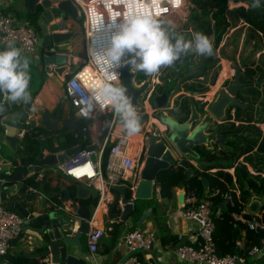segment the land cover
Instances as JSON below:
<instances>
[{"label":"built area","instance_id":"obj_1","mask_svg":"<svg viewBox=\"0 0 264 264\" xmlns=\"http://www.w3.org/2000/svg\"><path fill=\"white\" fill-rule=\"evenodd\" d=\"M75 1L78 2L82 13L85 31V53L80 65L64 79V99L70 104L73 116L79 120H90V125L103 124L104 113L110 112L112 118L105 139L112 145L104 172L101 161L92 158L94 150L86 148H82L70 159L57 163L55 166L65 175L76 181L85 182L88 186H93L97 191V202L92 208L88 221L89 231L86 235L88 251L91 253L88 260L91 264H95L93 253L97 251L99 241L105 235L107 229L108 231L111 230V227L105 228L97 224L98 210L100 208L107 210L113 204L112 190L115 186H125L130 192V199L127 202L134 201L139 173L146 157L145 145L147 144V139L149 136H154L156 141H167V127L164 124L162 125L155 117L154 119L159 125L151 122V113L156 110V108L151 107L153 92L155 87L161 84L159 72L158 74L146 76L139 81L141 83L146 79L148 80V87L140 98L142 109L140 111L147 115V123L142 138V145L140 148L135 147V150H133L130 147L131 142L127 136L121 135L115 128L113 129L115 122L120 116L115 112L111 102L104 99L100 94V84L105 74L97 69L95 63L91 62V53L102 54L110 46L111 37L118 30L119 20L127 19L129 15L151 14L158 19H167L176 15L182 18L183 22H186L190 11V2L189 0ZM235 5H229V7L232 8ZM113 21H117V23L113 24ZM37 46L38 33L33 25L27 22L14 21L11 16L0 11V50L15 47L19 49L20 54L29 55L37 50ZM217 56L219 57L218 53ZM121 68L116 69L119 73L118 78L109 82L114 85L120 83ZM73 81H76L78 88L73 87ZM213 95V89L210 88L203 94L193 95V97L204 103V111H207ZM0 102L11 103L6 95L0 98ZM41 102L42 100L39 97L32 99L31 113L27 118L28 122L35 119L38 112L37 106L40 105L41 108ZM169 105L172 107V104ZM171 107L169 106V108ZM233 112L234 110H231V114ZM23 136L24 132L22 130L19 133V137ZM3 180L0 177V181ZM42 180L43 175L40 173L34 174L33 181L39 183ZM29 189L32 192L40 191L39 188L33 186H30ZM183 193L184 199L179 216L183 221L193 225L196 235L191 236L192 239L189 242L185 241L182 234L177 235L178 241L173 248L177 258L188 264H245L248 258L264 254L262 251L264 248V236L259 240L258 244L247 251L246 255L237 253L218 254L214 240V219L219 216L220 209L216 211L212 209L208 191H205L203 196L193 190L184 191L183 189ZM153 197L157 202L163 201L159 187L155 185V182H153ZM223 199L232 208L231 216L234 221L246 223L249 229L256 230L261 228L264 230L261 215L259 212L251 213L247 210L242 202L240 189L235 183L223 193ZM52 204L58 211L69 216L74 215L71 203ZM118 204L121 215L124 206L121 199H118ZM247 213H250L252 217L246 218L245 214ZM24 220L25 218L17 211L6 209L0 205V256L4 257L7 255L11 241L19 235ZM122 239L126 247V254L120 264H143L150 257L154 246L162 244L156 232L149 228L142 229L137 227L127 230L122 235ZM164 245L167 246L168 244ZM260 264H264V260Z\"/></svg>","mask_w":264,"mask_h":264},{"label":"water","instance_id":"obj_2","mask_svg":"<svg viewBox=\"0 0 264 264\" xmlns=\"http://www.w3.org/2000/svg\"><path fill=\"white\" fill-rule=\"evenodd\" d=\"M51 1L17 0L19 3L26 2L31 13H34L35 9L39 13H42L43 9H52ZM48 12L42 14V16H46ZM5 49L7 48H3L2 50ZM45 58L47 65L45 69L47 70L49 69L48 64L53 63L54 57L47 56ZM217 75L218 72L215 71L212 84H215ZM263 79L264 71L261 72L256 81L260 82ZM30 85L31 83L29 82V87ZM244 85L245 83L241 81L240 67L237 65L234 70L233 80L224 89L216 93L212 102L208 105L207 111L201 112L197 110L194 101L190 100V113L183 122L179 121L169 112L171 95L174 92L162 93L161 95H157V92H154L153 101L156 106L154 116L162 124L166 125L167 141H156L154 136L148 137L147 144L145 145L146 157L139 173L133 202H127V189L125 186L117 187V190L121 193V202L124 204L119 217L121 221H126L137 212L136 200L148 201L153 199V182L156 181L160 170L176 165L185 169L186 177H189L193 172L189 158L198 161L200 164L209 165V163L202 160L200 153L195 147L203 146L206 149L212 150L215 144L222 147L225 146V141L229 137L219 133L220 121L227 119V112L230 107L245 109L246 104L241 103L236 98L238 89ZM115 86L126 90V95L130 98L134 109L141 108L140 98L148 87L147 79L139 83L136 80V71H130L128 67H122L120 83ZM197 94L196 92L194 93V95ZM21 103L9 104L7 102H0V116H6L0 125V177L4 179L0 181V205L11 197L16 196L19 192L28 190L30 186L39 188L40 182L37 183L32 179L31 183L26 184L25 181L33 178L34 174L40 173L45 167H51L68 160L69 157H72L81 150L82 143L78 146L67 148L58 154H43L44 146L42 144L34 156V160L22 168H16V165L12 167V159L9 160L3 155L5 147H10L13 153L16 145L19 143V139L28 135L30 137L34 135L35 137L41 130L54 132L57 130L73 129L76 132L77 140L81 142L84 138L89 139L92 136L90 120H79L72 113H70L67 122L60 125L57 113L46 108L40 112L38 122L35 119L28 122L27 118L31 113L30 107H32V94L30 93V99L22 106L21 110H16ZM33 107L35 108V106ZM104 117L105 123L100 131L99 144L104 142L112 114L107 111ZM10 122L18 124L17 127L15 125L13 127L18 128L20 131L23 130V137L19 138L18 136L9 134L7 128L8 126H12ZM146 123L147 119L140 124L141 132H144ZM40 136L44 139L42 134ZM19 149L23 153L25 151L24 145H19ZM91 149H95V146ZM204 181L206 182V179ZM90 194L92 195V199L97 197V191L94 188L86 189L79 185L76 187L74 193L68 189L65 190L63 201L71 203L74 213L72 216L52 209L47 205H42L39 202L41 191L24 195V198L36 200V203L34 201L27 208L20 205L19 201L21 199L16 202L9 201L1 206L9 209L13 208L25 218L21 228L33 233L30 236V240L34 241L38 249L36 253L28 255L31 258H35L37 264H91L85 255L86 241L84 242V240L89 231L88 221L91 216L92 207L91 205L78 204V201L88 198ZM177 196L179 204L182 205L184 199L183 191H180ZM263 204L264 196L261 198L254 197L249 202L247 209L251 213H255L261 210ZM221 205L224 206L225 201H222ZM149 215V209L143 210L140 219L135 224L137 226L141 225ZM256 231L261 239L264 236V230L257 228ZM19 235H22V231H20ZM262 251L264 252V248ZM236 252H239V248H237Z\"/></svg>","mask_w":264,"mask_h":264},{"label":"trees","instance_id":"obj_3","mask_svg":"<svg viewBox=\"0 0 264 264\" xmlns=\"http://www.w3.org/2000/svg\"><path fill=\"white\" fill-rule=\"evenodd\" d=\"M234 1L238 5L230 8L228 0H189L190 13L186 22L179 28H174V34L183 36L186 40L191 39L193 33L201 32L208 36L213 44V54L211 56H202L190 52L188 55L182 56L174 65L162 67L160 70L162 84L157 85L154 91L161 93L166 88L167 83L174 81L175 93L180 92L174 98L169 112L181 122L185 121L190 113L191 99L194 101L196 108L204 112V103L193 97V93L203 94L207 91L208 86L211 84L209 73L216 63L215 50L236 22L246 24L247 37L260 41L264 47V0H260L259 7L252 6L254 0ZM28 23L32 24L30 17H28ZM163 23L165 27L173 28L164 21ZM263 71L264 63L242 64L240 75L241 81L245 85L238 89L236 98L241 103L246 104V107L245 109L230 107L227 112V120L220 124L219 133L228 136L229 139L225 141L224 147L220 146V148L212 150L203 146L195 147L201 158L209 165L202 166L201 170L193 168V173L189 177H186V171L182 167L170 166L160 170L155 181L163 201L173 197L175 187H181L184 191L193 190L200 196H203L205 189H207L210 193L209 200L212 209L214 211L220 209L221 211L219 216L214 219V240L218 254L237 253L246 255L247 251L258 244L260 240L256 230L249 229L246 223L234 221L231 216L232 208L229 204L222 207L221 202L223 201V193L233 185L231 174L225 170L230 168H233L243 204L248 202L251 197L264 196V130L262 131L256 125L264 123V80L256 81ZM146 76L143 72L136 71L137 81H141ZM186 93H189V95ZM151 103L156 107L153 99ZM231 110H234L233 114H231ZM137 115L140 123L147 118V115L143 113ZM119 123H121V120H119ZM238 136L241 138H238ZM21 144L25 148L23 153L19 149ZM42 144L41 140L30 137V135L21 138L13 151V156H11L16 168H22L30 164ZM111 145L112 143L108 142L102 152L101 166L103 172L105 171ZM28 151L29 153H27ZM240 157H243V161H239ZM247 164L253 172L249 170ZM212 168L217 170L214 173L206 171ZM32 179H27L26 184L31 183ZM126 196L130 199L129 190H127ZM158 205L149 203L148 207H151V215H153V219L159 228V239L162 244L170 242L176 244L178 241L177 234L168 232ZM112 208L111 215H117L120 211L118 196L115 197ZM245 217L251 218L252 215L247 213ZM237 248H239V252H236ZM36 262L35 260L34 263ZM143 264L147 263L143 262Z\"/></svg>","mask_w":264,"mask_h":264},{"label":"crops","instance_id":"obj_4","mask_svg":"<svg viewBox=\"0 0 264 264\" xmlns=\"http://www.w3.org/2000/svg\"><path fill=\"white\" fill-rule=\"evenodd\" d=\"M51 2L53 7L52 9H46V10L43 9L41 11L42 13L37 12L35 9V12L31 13L26 2L19 3L17 2V0H0V11L10 15L14 21L28 23V17L31 18L32 24L31 23L29 24L33 25L37 30L38 46H37V50L32 54L29 55L21 54V59L22 60L27 59L29 61V75H30V83H31L29 87V93L32 94V99L39 97L42 100L41 108L40 105L37 106L38 112L36 113L35 120L36 122H38L40 112L47 108L57 113L61 125L67 122L70 113H72V108L70 104L67 102L66 99H64V79L72 71H74L75 68H77L80 65L84 57L85 51L83 50V46L80 45V43L83 42L82 30L84 29V26L82 28V24H83L82 14L77 1L52 0ZM46 12H48L47 15L42 16V14ZM246 30H247V25L238 21L233 27H231L228 30V32L223 37V40L215 50V52H217L219 55L218 63L222 65L221 69H223L224 62L227 64L225 66L226 68H228V72L231 69L230 66H233V68H235L237 64L241 67V64L245 62L247 63L255 62L258 64L264 63V57L260 56L263 53L264 47L258 45L257 50L253 51V45H257L260 43H255V41L252 40V38L247 37ZM237 32H239L240 35L237 37V39H234L233 41V36ZM229 49H231V51ZM250 55L251 58L249 59ZM47 56H53L54 61L53 63L48 64L49 69L46 70L45 68L47 65H46L45 57ZM74 60L78 62V65L75 66V68L73 69ZM228 72H225L224 76L227 75ZM169 85L173 86L174 81H170L169 83H167L166 88L170 87ZM165 89L163 92L161 93L158 92L157 94L161 95L162 93H168L165 92ZM171 92L174 93L171 95L170 104H172V101L175 98L174 96L177 95L180 91L175 93V91L171 90L170 93ZM186 94L189 95V93ZM10 104H12V102ZM24 104L25 102H22L16 110H21ZM169 106L171 107V105ZM4 118L5 116H0V125L4 121ZM151 119L156 121L154 117H151ZM226 120L227 119L220 121V124L224 123ZM143 122L144 120L140 124H142ZM104 123H105V117H104ZM104 123L101 125L100 124L90 125V129L92 130V136L89 139L84 138L82 142L77 140L76 132L73 129H67L64 131L57 130L52 133L49 132L50 134L48 135L45 134V131L41 130L37 135H35V137L34 135L32 136L42 141L44 146L43 154H49V153L58 154L60 152H63L67 148L78 146L79 144L82 143L81 144L82 148L95 146V149H93L94 150L93 155H96V159L94 160L101 161L103 148L109 142V141L107 142L106 139H104V142L102 144L98 143L100 137V131ZM10 124L12 126H8L7 128L9 134H13L19 137L20 130L18 128L13 127L14 125L17 127L18 124H16V122H10ZM263 124L264 123L256 124V125L260 127V129L263 131L264 130ZM119 125L115 124L113 129L114 128L116 129L117 127L118 129H120L121 127V129L118 130V132L121 133V135H124L123 134L124 132L122 133L124 127L122 124ZM144 132L139 131L138 133L132 135L137 141V145L135 147L140 148V146L142 145L143 143L142 138ZM40 134L44 136V139L41 138ZM135 135L141 137L140 141L138 140L139 137H136ZM53 136H56L58 138V141L55 143H49L48 140H50V138ZM125 136H128V134H126ZM130 139H131L130 142H132L133 139L132 138ZM20 141L21 139L18 140V142ZM215 146L216 147H214V149L220 148L221 145L215 144ZM11 150L12 149L10 147H5L3 151L4 157L9 160H11V154H13ZM27 153H29V151ZM99 154L101 155L99 156ZM70 158L71 157H69V159ZM189 161L191 163L192 169L197 168L201 170L202 166H208V165H203L202 163L200 164L198 161L190 158ZM239 161H243V157H240ZM15 165L16 164L13 162L12 167H14ZM247 166L249 170L253 172V170L248 164ZM216 170H217L216 168H212L206 171L209 173H214ZM225 170L231 174L233 184L235 183L237 185L235 181L233 168L225 169ZM40 174L43 175V180L39 183L40 184L39 190L41 191L39 202L42 205H47L48 207H51L52 209L55 210L57 209L55 207L53 208L51 202L59 205L64 204L63 197L65 195L66 189L74 193L76 187L79 185L86 189L94 188L93 186H88L87 183L85 182L76 181L71 177L65 175L56 166L45 167L40 172ZM117 187L119 186L113 187L112 190V196L114 200L116 196H118V199H121V193L119 192V190H117ZM180 191H183V188L175 187L174 195L171 199L162 202H157L156 199L153 197V200L150 202V204L151 203L157 205L159 204L158 208L160 210V215L162 216L165 226L169 233L177 234V235L182 234L185 238V241L189 242L192 239L191 236L196 235V233L194 231L193 225L183 221L179 216L181 205L179 204L177 195ZM205 191H207V189H205ZM29 193H34V192H32L28 188V190L19 192L16 196H13L7 201L1 203V205H5L9 201L16 202L21 199V201H19L20 205L22 207L27 208L34 201L36 203V200H30L24 198V195ZM252 198L254 197H251V199L245 203L246 208L249 202L252 200ZM257 198H261V197H257ZM223 201L225 200L223 199ZM96 202H97V197L95 199H92V195L90 194L88 195V198L78 201V204L91 205V207L93 208ZM113 204H111L107 210H105L104 208H100L97 212V218H98L97 224L105 228L111 227V230L108 231L107 229V232L99 241L97 251L93 253L95 257V264H120V262L123 260L126 254V247L124 245L122 235L127 230L132 229L133 227L136 228L141 227L142 229L144 228L152 229L156 232L158 237H160L157 223L153 219V215H151V207H148L149 201H142L141 210L135 212L130 218H128L124 222L121 221L119 218H117V216L120 215V211L117 215H111V209H113L112 208ZM227 205L228 203L225 202V205L222 207H226ZM263 205L261 210L258 211L259 214L261 215L262 221L264 214ZM145 209H149L150 215L146 217V219L142 222L141 225L137 226L135 223L140 219V216L142 215V212ZM12 210L14 209L12 208ZM21 231H22V235L17 236L14 240L11 241V246L7 255L4 257L0 256V264H37L34 263L36 259L31 258L28 255V254H34L38 251L36 245L34 244V241L30 240V236H32L33 233L27 229L22 230V228ZM85 241H86V237L84 242ZM167 244H168L167 246H165L164 244L155 245L153 250L151 251L150 257L147 258L146 261L144 262H146L147 264H188L186 262L181 261L179 258L175 256L173 252L175 243L170 242ZM85 245H86L85 255L88 258H90L91 253L88 251L89 248L87 247V241ZM263 260H264V254L262 255L259 254L256 255L254 258H248L245 264H260L263 262Z\"/></svg>","mask_w":264,"mask_h":264},{"label":"clouds","instance_id":"obj_5","mask_svg":"<svg viewBox=\"0 0 264 264\" xmlns=\"http://www.w3.org/2000/svg\"><path fill=\"white\" fill-rule=\"evenodd\" d=\"M252 6L259 7L260 0H254ZM162 20L165 19L151 14L129 15L127 19L119 20L118 30L104 53H91V62L105 74L100 94L111 102L128 135L138 133L141 125L126 90L109 82L118 78L117 68L128 67L130 71L151 76L158 74L162 67L174 65L190 52L202 56L213 54V44L208 36L195 32L186 40L175 35L174 28L165 27ZM29 82V61L21 59L19 49L0 50V96L6 95L12 103H26L30 99ZM72 85L79 87L76 81Z\"/></svg>","mask_w":264,"mask_h":264},{"label":"rangeland","instance_id":"obj_6","mask_svg":"<svg viewBox=\"0 0 264 264\" xmlns=\"http://www.w3.org/2000/svg\"><path fill=\"white\" fill-rule=\"evenodd\" d=\"M228 3H229V5H234V4H236L237 5V3L233 0V1H230L229 2V0H228ZM235 5V6H236ZM235 6H232V7H235ZM189 13H190V11H189ZM82 14V13H81ZM189 15V14H188ZM82 21H83V19H82ZM165 23H167V24H169L171 27H173V28H179L180 26H182L184 23H185V21L183 22L182 21V18H180V17H178V16H176V15H174V16H172V17H170V18H167V19H165V20H163ZM82 28H83V24H82ZM241 30V29H240ZM82 33H83V36H82V41L83 42H81L80 43V45L81 46H83V50L85 51V31H84V29L82 30ZM246 34H248V30H246ZM240 34H239V32H237V33H235V35L233 36V41H234V39H237V37L239 36ZM252 40H254L255 41V43H260V44H257V45H253V51H256L257 50V47H258V45L259 46H261V47H263L262 46V43L260 42V41H258V40H255V39H252ZM79 45V46H80ZM230 51H231V49H229ZM229 52V51H228ZM215 55H216V63H215V66H214V68H213V70L209 73V77H210V85L208 86V89H207V91L208 90H210V88L211 89H213V98H214V96L216 95V93L219 91V90H222V89H224L227 85H229V83L233 80V78H234V70H235V68H233V66H230L231 67V69H230V71L228 72V68H226V66L225 65H227L225 62H224V64H223V69H221L222 68V65L221 64H219L218 63V60H219V58H218V56H217V52H215ZM71 56H72V53H71ZM260 56H263L264 57V53H262ZM251 58V55L249 56V59ZM241 63H242V61H241ZM245 63H247V62H245ZM243 64V63H242ZM242 64H241V66H242ZM248 64V63H247ZM78 65V62H76L75 60L73 61V69L75 68V66H77ZM238 65V64H237ZM240 67V66H239ZM241 68V67H240ZM232 70V71H231ZM215 71L216 72H218V75H217V78H216V81H215V84H212V77H213V75H214V73H215ZM220 72H221V75H220ZM225 72H228V74L227 75H225L224 76V73ZM219 75H220V78H219ZM224 76V77H223ZM218 78H219V80H218ZM227 80H229V82H227ZM264 80V79H263ZM225 84H227V85H225ZM175 89H176V87H173V90L175 91ZM213 98H212V100H213ZM212 102V101H211ZM151 107L152 108H154V106L152 105V103H151ZM140 110H142L141 108L140 109H137L136 110V112H137V114L138 113H141V111ZM155 111L156 110H154L152 113H151V116L152 117H155L154 116V113H155ZM146 115V114H145ZM119 120L120 119H118L116 122H115V124H122V123H119ZM151 122H155V123H157L158 124V122L157 121H154V120H151ZM160 122V121H159ZM159 125V124H158ZM120 126V125H119ZM160 127H162V126H160ZM120 129H121V127H120ZM120 129H118V127L116 128V131L118 132V130H120ZM124 132V133H123ZM52 133V132H51ZM122 133L124 134V135H126L127 134V132H126V130L123 128V130H122ZM45 134L46 135H48V134H50L49 132H45ZM136 136V135H135ZM129 137L130 138H132L133 140H132V142H131V145H130V147H132L133 148V150H135V146L137 145V141H136V139L132 136V135H129ZM136 137H139V141H140V136H136ZM129 138V139H130ZM131 140V139H130ZM58 141V138L56 137V136H53V137H51L50 138V140H48V142L49 143H55V142H57ZM134 145V146H133ZM132 150V151H133ZM93 159H96V155H93V157H92ZM153 200V199H152ZM152 200H148L149 201V203L152 201ZM135 203H136V205H137V211H140L141 210V208H142V200H136L135 201ZM155 251H157V250H155Z\"/></svg>","mask_w":264,"mask_h":264},{"label":"flooded vegetation","instance_id":"obj_7","mask_svg":"<svg viewBox=\"0 0 264 264\" xmlns=\"http://www.w3.org/2000/svg\"><path fill=\"white\" fill-rule=\"evenodd\" d=\"M170 87H167L166 89H165V92H168V93H170V91L172 90V85H169ZM158 95V94H157ZM92 147L91 146H89V147H87L86 149H91ZM81 150H82V148H81ZM80 150V151H81ZM91 150H93V149H91ZM55 166V165H54Z\"/></svg>","mask_w":264,"mask_h":264},{"label":"bare ground","instance_id":"obj_8","mask_svg":"<svg viewBox=\"0 0 264 264\" xmlns=\"http://www.w3.org/2000/svg\"><path fill=\"white\" fill-rule=\"evenodd\" d=\"M127 138H128V140H130V139H129V135L127 136ZM130 141H131V140H130Z\"/></svg>","mask_w":264,"mask_h":264}]
</instances>
